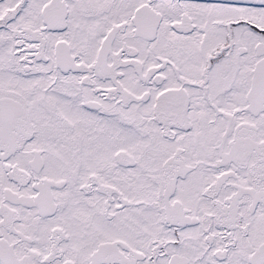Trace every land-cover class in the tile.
<instances>
[{
    "label": "snow or ice",
    "instance_id": "1",
    "mask_svg": "<svg viewBox=\"0 0 264 264\" xmlns=\"http://www.w3.org/2000/svg\"><path fill=\"white\" fill-rule=\"evenodd\" d=\"M0 264H264V0H0Z\"/></svg>",
    "mask_w": 264,
    "mask_h": 264
}]
</instances>
